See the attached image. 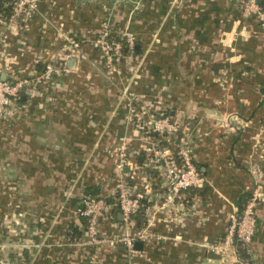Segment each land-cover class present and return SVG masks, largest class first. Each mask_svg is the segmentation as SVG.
<instances>
[{
  "label": "crops",
  "instance_id": "crops-1",
  "mask_svg": "<svg viewBox=\"0 0 264 264\" xmlns=\"http://www.w3.org/2000/svg\"><path fill=\"white\" fill-rule=\"evenodd\" d=\"M30 19L20 33L0 23L2 71L10 64L11 73L25 74L35 52L55 58L69 40L80 41L82 57L49 81L45 94L53 98L22 97L25 113L0 133V264H209V245L221 241L243 193L258 187L264 195L261 25L238 0H38ZM105 21L114 34L135 35L129 65L110 66L91 44ZM163 111L195 121L193 159L205 183L179 219L151 226L164 238L138 240L132 255L105 247L92 262L75 211L80 192L97 187L102 196L114 187L113 160L124 144L129 164L121 174L137 191L144 186L153 204L162 177L143 166L136 123ZM108 212L102 230L114 234L120 214ZM248 251L250 262L236 254L227 264H264V199Z\"/></svg>",
  "mask_w": 264,
  "mask_h": 264
},
{
  "label": "built area",
  "instance_id": "built-area-1",
  "mask_svg": "<svg viewBox=\"0 0 264 264\" xmlns=\"http://www.w3.org/2000/svg\"><path fill=\"white\" fill-rule=\"evenodd\" d=\"M238 1L243 14L255 18L264 30V8L260 6L259 0ZM37 8L38 0H14L11 14L8 18L0 16V23L5 30L15 33L19 28H25L27 21L31 20V15ZM111 34L113 32L109 22H103L99 32L91 39L94 47L107 57L110 66L129 65L135 57V35L130 31H123L117 35L116 39L111 38ZM63 47L55 58L49 53L37 57L34 65L24 76H17L12 72L11 74H15V77L12 75L9 77L8 73V79H0V118L12 114L21 104L22 97L36 96L44 89L48 92L51 79L68 74L73 70L82 57L80 41L69 40L68 43L63 44ZM71 57L75 60L73 67L68 65V59ZM37 63L41 64L40 69H37ZM48 96L47 94V98H53L51 95ZM193 125L195 121L179 112L174 115L151 114L145 123L140 121L136 123V127L142 130L141 139L144 146L140 153L143 156V166L158 170L162 177L164 189L155 194L153 204H148L150 198H147L149 195L147 191H144V186L137 191L135 185L131 184L123 176L124 174H121L124 165L129 164L124 144L120 145L113 160L114 171L117 174L114 187L102 196H90L80 192L81 201L75 211L78 216L87 220L84 231L85 239L81 241V244L84 246L83 249L91 254L92 262L105 247H123L127 254L132 255L136 253L135 241L140 240L147 243L153 239L164 238L151 230V226H154L158 219L169 222L173 220V217L179 219L178 212L190 204L188 200L193 190L202 187L205 183V178L193 159L191 145ZM261 129H264V126H261ZM138 170L140 169L135 170L137 174ZM141 177L145 182L149 181L145 174ZM147 185L151 183L145 186ZM249 193L250 197L242 209L239 210L237 207L228 214V224L221 241L209 245L212 251L220 254V259L224 264L228 263L231 255L237 254L236 245L238 243L250 247L256 233L257 205L263 201L264 195L258 187L250 190ZM109 197L113 199L112 202L107 201ZM145 198L148 201H145ZM112 207H116L119 211V225L112 223L113 227H117L116 231L114 234H105L102 230V219L103 216L109 214L108 211ZM138 212L144 218L140 224L135 219Z\"/></svg>",
  "mask_w": 264,
  "mask_h": 264
},
{
  "label": "trees",
  "instance_id": "trees-1",
  "mask_svg": "<svg viewBox=\"0 0 264 264\" xmlns=\"http://www.w3.org/2000/svg\"><path fill=\"white\" fill-rule=\"evenodd\" d=\"M13 3H14V0H0V15H1V17H3V18H8V16L11 14V11H12V5H13ZM259 4H260V6L262 7V8H264V1L263 0H259ZM110 37L111 38H118L117 37V34H111L110 35ZM136 43V42H135ZM97 49V48H96ZM136 54V52L134 51V55ZM36 67H37V69H40L41 68V64L40 63H38L37 65H36ZM4 71H2L1 69H0V79H8V75H7V73L5 74V76H2V73H3ZM259 90H260V102H259V104H258V106H260L261 104H262V102L264 101V85H260V87H259ZM26 98V97H25ZM168 111V110H167ZM167 111H163L162 113H164V114H169ZM196 165V164H195ZM197 167V166H196ZM82 192H84L85 194H87V195H90V196H99V195H95L96 193H98L99 192V188H97V187H87V188H85V190L84 191H82ZM101 196V195H100ZM250 197V193L249 192H244L243 193V195H242V199H241V202H240V204H239V210L240 209H242V207H243V205H244V203L246 202V200L248 199ZM112 198H108L107 199V201H110V202H112ZM81 201V199L79 198V202ZM79 204V203H78ZM82 219H84V221H85V225H86V223H87V220H86V218H84V217H81ZM135 219H136V221H137V223L138 224H140L141 223V221H143V218H142V216L140 215V212H138L136 215H135ZM248 246H246V245H243L242 243H238L237 245H236V253H237V255H238V257L241 259V261H251V259H250V253H249V251H248Z\"/></svg>",
  "mask_w": 264,
  "mask_h": 264
},
{
  "label": "rangeland",
  "instance_id": "rangeland-1",
  "mask_svg": "<svg viewBox=\"0 0 264 264\" xmlns=\"http://www.w3.org/2000/svg\"><path fill=\"white\" fill-rule=\"evenodd\" d=\"M28 22V21H27ZM22 30H24V28L23 27H21V28H19L17 31H15V33H20V32H22ZM11 33V32H10ZM90 42H91V44L93 45V42H92V40H90ZM34 56L37 58L38 57V52H35L34 53ZM33 56V57H34ZM32 57V58H33ZM8 61H9V59H8ZM7 63V62H6ZM10 64H8L7 66H6V68H4L6 71H7V73H9V77H10V75H12V77H15V74H11V72H10V66H9ZM74 65H75V63H74ZM136 65H134V67H135ZM3 69V70H4ZM134 70H135V68H134ZM134 70L132 71V70H130L131 71V74H130V76L129 77H131V75H133L134 76V74H135V76H136V73L134 72ZM27 71H29V69H27ZM125 71V73L127 72L126 70H124ZM19 73V72H18ZM23 73H27V72H23ZM124 73V72H123ZM25 74H16L17 76H24ZM127 76V75H126ZM46 92H45V89H44V91H40L39 92V94H37L36 96H32V97H36V98H43V95H45V97L44 98H46V94H45ZM32 97H30V96H28L27 98L28 99H32ZM21 105V106H20ZM20 105H18V108H16L15 109V111L12 113V114H9V115H7L6 117H2V118H0V133L1 132H3V131H9L10 129H13V127H14V125H13V123H15V121L18 119V116H20V114H24L25 113V111H26V105L25 104H20ZM232 111H230L229 112V114L231 113ZM264 115V114H263ZM9 117V118H8ZM259 127H261V126H264V119L262 120V122H260L259 123V125H258ZM261 133L260 132H257V135L259 136ZM257 135H255L254 137H253V139H252V141L250 142V146H253V147H255L254 146V144H257L256 143V141H257ZM259 137H261V136H259ZM261 145V144H260Z\"/></svg>",
  "mask_w": 264,
  "mask_h": 264
},
{
  "label": "water",
  "instance_id": "water-1",
  "mask_svg": "<svg viewBox=\"0 0 264 264\" xmlns=\"http://www.w3.org/2000/svg\"><path fill=\"white\" fill-rule=\"evenodd\" d=\"M137 47V46H136ZM75 63V60H74V58H69L68 59V65L69 66H71V67H73L74 64ZM5 72H3L2 73V76H5ZM141 245H142V243L141 242H139V241H135L134 242V248H136V249H138V248H140L141 247ZM206 255H207V258H209L210 259V262H209V264H218V260L221 258V256H220V254L219 253H216V252H214V251H208L207 253H206ZM207 264V263H206Z\"/></svg>",
  "mask_w": 264,
  "mask_h": 264
}]
</instances>
